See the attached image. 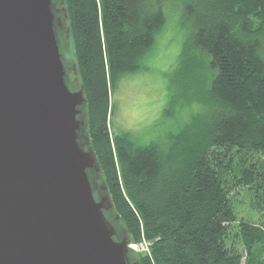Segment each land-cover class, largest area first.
I'll return each instance as SVG.
<instances>
[{
	"label": "trees",
	"instance_id": "1",
	"mask_svg": "<svg viewBox=\"0 0 264 264\" xmlns=\"http://www.w3.org/2000/svg\"><path fill=\"white\" fill-rule=\"evenodd\" d=\"M65 2L103 178L130 240L151 242L140 264H264V0L185 1L194 32L178 73L205 69L212 111L165 150L134 146L110 126L112 85L140 69L162 4ZM248 197L258 220L240 216Z\"/></svg>",
	"mask_w": 264,
	"mask_h": 264
},
{
	"label": "water",
	"instance_id": "2",
	"mask_svg": "<svg viewBox=\"0 0 264 264\" xmlns=\"http://www.w3.org/2000/svg\"><path fill=\"white\" fill-rule=\"evenodd\" d=\"M65 3L0 0V264H140L91 143L76 58L67 74Z\"/></svg>",
	"mask_w": 264,
	"mask_h": 264
},
{
	"label": "rangeland",
	"instance_id": "3",
	"mask_svg": "<svg viewBox=\"0 0 264 264\" xmlns=\"http://www.w3.org/2000/svg\"><path fill=\"white\" fill-rule=\"evenodd\" d=\"M152 1L162 4L165 21L155 32L153 44L141 57L140 69L122 76L112 85L110 126L113 133H130L134 146L155 144L165 150L170 146L173 134L194 119L205 118L212 111V105L204 68L195 79L188 71L182 76L178 73L184 44L194 32V23L185 11L186 0ZM58 14L56 31L63 60L68 77H75V55L68 36V19L62 8ZM69 85L72 89L80 87L77 80ZM96 180L102 183V180ZM99 190L104 192L100 186ZM250 201L248 197L240 202V216L258 220L260 215L252 209ZM261 220L264 222V216ZM137 244L142 250L147 247L144 240Z\"/></svg>",
	"mask_w": 264,
	"mask_h": 264
},
{
	"label": "built area",
	"instance_id": "4",
	"mask_svg": "<svg viewBox=\"0 0 264 264\" xmlns=\"http://www.w3.org/2000/svg\"><path fill=\"white\" fill-rule=\"evenodd\" d=\"M144 242H145V245L147 246L146 248H144L143 250L142 249H139L138 247V244H137V242L136 243H132L131 244V247L133 248V249H135V250H137L138 252H144V253H146V254H149V253H151V250H150V242H147L145 239H144ZM147 243V244H146Z\"/></svg>",
	"mask_w": 264,
	"mask_h": 264
},
{
	"label": "flooded vegetation",
	"instance_id": "5",
	"mask_svg": "<svg viewBox=\"0 0 264 264\" xmlns=\"http://www.w3.org/2000/svg\"><path fill=\"white\" fill-rule=\"evenodd\" d=\"M135 257V256H134Z\"/></svg>",
	"mask_w": 264,
	"mask_h": 264
}]
</instances>
